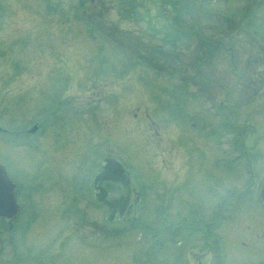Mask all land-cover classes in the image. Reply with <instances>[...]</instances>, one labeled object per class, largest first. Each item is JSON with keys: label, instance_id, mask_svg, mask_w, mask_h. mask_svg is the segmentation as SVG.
I'll return each mask as SVG.
<instances>
[{"label": "rangeland", "instance_id": "rangeland-1", "mask_svg": "<svg viewBox=\"0 0 264 264\" xmlns=\"http://www.w3.org/2000/svg\"><path fill=\"white\" fill-rule=\"evenodd\" d=\"M85 1L0 0V161L58 151L16 264H261L264 0Z\"/></svg>", "mask_w": 264, "mask_h": 264}, {"label": "flooded vegetation", "instance_id": "flooded-vegetation-1", "mask_svg": "<svg viewBox=\"0 0 264 264\" xmlns=\"http://www.w3.org/2000/svg\"><path fill=\"white\" fill-rule=\"evenodd\" d=\"M24 153L26 154V151H24ZM21 158L24 162V165L27 164L26 157L22 156ZM36 163L37 161L34 160L32 165L35 166ZM54 166H57L54 165V160H49V159L42 160L41 163H39V168L35 166L36 169L32 171L34 175L31 174V172H29V176L27 174L28 172L26 171L20 172L22 174V177L20 178L21 183L20 182L16 183V181L12 178L11 169L7 167L8 169L7 172L9 177L12 179L14 184H16V188H15L17 194L16 198L20 205V208L18 213L15 214L14 216L4 215L0 213V254L2 253L11 254L12 251L9 248L14 242V236L18 235L19 237H21L25 233L26 219H28V223L34 222L35 220L34 214L27 213V209H26L28 205L27 202L36 199L38 204L43 206L46 196L51 195L52 190L53 192H55L56 179L55 176L53 175V172L55 173V169L53 170ZM44 168L46 170L42 172ZM114 171H116L117 173L116 175H119L116 176V178L120 179L122 182L127 181V178L123 172L119 171L122 174L121 175L118 172V170H114ZM102 176L106 178V174L104 173L103 175H100V180L102 179L101 178ZM105 193L106 192H100V193L98 192L99 198L102 199ZM2 194L4 193L0 192V198H2ZM9 194H10V190H9ZM34 195L35 198L33 197ZM50 203L52 204V198L50 199ZM114 205H118V204H114ZM27 214L29 215L30 218H27ZM262 224L264 226V223ZM250 228H251L250 230L255 231L252 225H250ZM260 249L262 251L264 250V247ZM12 257L14 259V256H12V254L10 256H7V258L10 259L9 264H15V261L12 259ZM260 263L263 264L264 260H261ZM0 264H7V263H5L2 260L0 261ZM200 264L203 263L200 262Z\"/></svg>", "mask_w": 264, "mask_h": 264}, {"label": "water", "instance_id": "water-1", "mask_svg": "<svg viewBox=\"0 0 264 264\" xmlns=\"http://www.w3.org/2000/svg\"><path fill=\"white\" fill-rule=\"evenodd\" d=\"M34 129V128H33ZM10 180L8 179V175L5 171V168L3 167V165H0V192H3L4 193V197H2L0 199V213L3 214L5 213V211H13L12 208H9L10 206L13 205V202H14V193H13V185L10 184ZM9 190H10V194L11 196H13V199H11V202H6V203H3L5 201V193L8 192L9 193ZM3 196V194H2ZM261 197H262V200L264 202V185L261 189Z\"/></svg>", "mask_w": 264, "mask_h": 264}, {"label": "bare ground", "instance_id": "bare-ground-1", "mask_svg": "<svg viewBox=\"0 0 264 264\" xmlns=\"http://www.w3.org/2000/svg\"><path fill=\"white\" fill-rule=\"evenodd\" d=\"M259 55L261 54V51H259V53H258ZM236 71H238L239 70V68L238 69H235Z\"/></svg>", "mask_w": 264, "mask_h": 264}]
</instances>
